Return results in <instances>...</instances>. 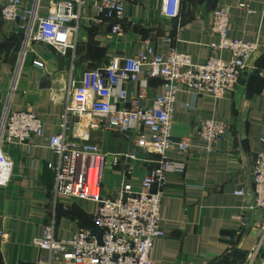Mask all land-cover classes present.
I'll list each match as a JSON object with an SVG mask.
<instances>
[{
  "label": "crops",
  "instance_id": "crops-1",
  "mask_svg": "<svg viewBox=\"0 0 264 264\" xmlns=\"http://www.w3.org/2000/svg\"><path fill=\"white\" fill-rule=\"evenodd\" d=\"M55 1L30 3L43 16ZM240 2L247 3L251 11L239 6ZM91 4L85 5L79 20L75 49L65 54L38 41L15 51L23 34L20 23L6 21L0 13V116L8 107L34 110L43 120L41 136L0 147L13 162L8 183L0 186V264H36L45 252L33 239L52 218L56 238L93 228L97 203L56 197L54 174L47 166L56 160L48 137L60 129L70 79L77 81L85 70L120 63L123 56L139 49L145 37H150L158 53L176 49L189 53L194 62L212 54L228 60L229 50L212 52L209 46L216 40L210 32L212 11L221 6L230 14L228 35L254 41L259 47L248 58L237 85L222 99L184 88L177 92L171 136L175 140L190 137V146L185 152L169 153L173 159L182 158L186 166L181 173L167 175L160 205L164 235L155 239L149 257L151 264H240L259 237L258 224L264 221L261 211L248 208L253 202L251 168L264 136V0H181L177 17L162 13V0H126L118 33L111 32L117 21L106 17L99 21ZM35 59L43 61V67L34 66ZM126 87L136 92L143 89L147 101L163 90L159 78L146 74ZM112 102L124 105L115 97ZM210 117L223 121L227 130L207 150L198 124ZM100 118L89 112L80 117L69 114L66 136L78 140L86 133L88 141L104 154L99 161L103 196L114 197L122 181L138 190L159 155L140 150L134 159L127 157L132 132L88 126ZM115 154L118 161L113 164ZM239 188L244 194L234 193ZM253 264H264V241Z\"/></svg>",
  "mask_w": 264,
  "mask_h": 264
},
{
  "label": "built area",
  "instance_id": "built-area-1",
  "mask_svg": "<svg viewBox=\"0 0 264 264\" xmlns=\"http://www.w3.org/2000/svg\"><path fill=\"white\" fill-rule=\"evenodd\" d=\"M90 1L95 18L99 21L102 17L115 19L117 22L112 24L111 32L118 33L126 0H56L43 16L36 14L30 0H0V13L4 20L20 23L23 31L20 40L25 41V45L31 41L43 42L65 54L75 49L79 20ZM180 1L162 0V13L177 17ZM239 6L251 11L247 3L240 2ZM229 19V11L224 6L212 11L210 32L216 40L209 43L212 52L229 50L228 60L212 54L202 62H194L189 53L176 49L158 53L150 37H145L135 53L123 56L120 63L112 62L104 67L107 71L105 82L98 69L83 71L77 81L70 79L65 89L60 129L48 137V147L56 160L47 166L54 174L56 197L90 199L97 203L92 227L101 229V242L90 229L82 228L69 238H56L52 218L33 239V244L45 252L36 264H151L149 253L154 241L164 235L160 227V205L167 175L181 173L186 166L182 158L173 159L169 153L172 150L185 152L190 146V137L175 140L171 136L176 94L184 88L222 99L237 85L248 58L259 47L254 41L229 36ZM33 65L43 67V61L35 59ZM142 74L162 81V92L149 101L143 89L136 92L126 87ZM113 97L124 105L114 104ZM88 112L102 117L101 121H91L90 128L102 125L118 133L132 132L133 144L125 153L127 157L134 159L140 150L159 155L157 164L141 178L138 190L122 181L114 197L101 194L99 161L104 154L96 144L88 141L86 133L78 140L66 136L67 116L80 117ZM226 130L227 125L215 117L202 119L198 124V134L204 139L207 150L213 149ZM42 134L43 120L36 111L3 109L0 147L6 142L23 143L32 135ZM117 161L118 154H115L113 164ZM12 165V160L0 148V186L8 183ZM251 184L253 202L248 208L264 215V136L251 168ZM244 192L239 188L234 193L242 195ZM258 225L259 237L240 264H253L262 248L264 221Z\"/></svg>",
  "mask_w": 264,
  "mask_h": 264
},
{
  "label": "water",
  "instance_id": "water-1",
  "mask_svg": "<svg viewBox=\"0 0 264 264\" xmlns=\"http://www.w3.org/2000/svg\"><path fill=\"white\" fill-rule=\"evenodd\" d=\"M24 46H25V41H18V43H16L15 47H14V50L17 51V52H21L23 51L24 49ZM99 73H100V76L103 78L104 82L106 81V77H107V71L105 69H100L99 70ZM90 232L92 235H94L98 242L100 243L101 242V229L98 228V227H95V228H91L90 229Z\"/></svg>",
  "mask_w": 264,
  "mask_h": 264
},
{
  "label": "rangeland",
  "instance_id": "rangeland-1",
  "mask_svg": "<svg viewBox=\"0 0 264 264\" xmlns=\"http://www.w3.org/2000/svg\"><path fill=\"white\" fill-rule=\"evenodd\" d=\"M96 191V189H94V192Z\"/></svg>",
  "mask_w": 264,
  "mask_h": 264
},
{
  "label": "trees",
  "instance_id": "trees-1",
  "mask_svg": "<svg viewBox=\"0 0 264 264\" xmlns=\"http://www.w3.org/2000/svg\"><path fill=\"white\" fill-rule=\"evenodd\" d=\"M92 221V220H91Z\"/></svg>",
  "mask_w": 264,
  "mask_h": 264
}]
</instances>
